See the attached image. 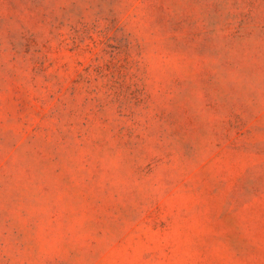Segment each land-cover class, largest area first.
Instances as JSON below:
<instances>
[{
  "label": "rangeland",
  "instance_id": "obj_1",
  "mask_svg": "<svg viewBox=\"0 0 264 264\" xmlns=\"http://www.w3.org/2000/svg\"><path fill=\"white\" fill-rule=\"evenodd\" d=\"M0 264H264V0H0Z\"/></svg>",
  "mask_w": 264,
  "mask_h": 264
}]
</instances>
